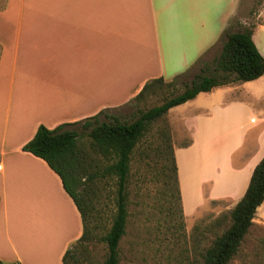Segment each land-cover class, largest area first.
Instances as JSON below:
<instances>
[{
    "label": "crops",
    "instance_id": "obj_1",
    "mask_svg": "<svg viewBox=\"0 0 264 264\" xmlns=\"http://www.w3.org/2000/svg\"><path fill=\"white\" fill-rule=\"evenodd\" d=\"M241 3L231 0L230 11H218L211 0H0L1 261L64 264L67 248L83 233L60 176L23 150L38 127L78 125L128 105L155 78L188 77L219 45L222 50ZM263 79L216 87L169 110L193 108L180 118L187 140L174 143L189 232L211 237L224 230L229 221L215 227V220L241 200L264 157V128L248 140L251 123L264 120L256 109L257 102L263 106L257 89ZM209 94L219 102L209 105ZM249 113L262 117L246 124ZM194 152L217 163L200 178L188 207L180 163L182 154ZM201 209L217 216H197L189 225L188 213ZM257 226L264 228V202L246 237Z\"/></svg>",
    "mask_w": 264,
    "mask_h": 264
},
{
    "label": "trees",
    "instance_id": "obj_2",
    "mask_svg": "<svg viewBox=\"0 0 264 264\" xmlns=\"http://www.w3.org/2000/svg\"><path fill=\"white\" fill-rule=\"evenodd\" d=\"M223 40L219 56L212 64L202 62L200 72L194 74L189 83L185 82L183 91L165 99L160 105L145 111L139 110L131 121L103 110L79 123L86 131L82 133L68 128L75 125L73 123H64L53 129L41 124L34 137L23 146V150L44 159L60 176L65 190L82 216L83 233L67 248L63 256L64 264H96L91 258L90 246L98 241L104 242L107 247L102 264H120V244L127 232L129 216L128 183L131 168L138 151L151 157L150 149H141V143L154 122L168 114L171 108L195 98L201 92H209L237 81L255 80L264 75V56L253 40L252 30H232L228 27L223 33ZM185 76L184 73L167 83L173 85L175 80ZM162 83H165L163 77L147 82L133 99L141 98L149 89ZM101 116L108 119L102 120ZM164 135L167 144L157 148L160 152L168 148L170 152V164L160 174L165 180L163 194L167 197L163 198L166 202L172 197L174 208L169 206L168 210L177 213L172 227L182 236L186 225L178 165L171 137ZM87 143L90 150L85 145ZM147 165H150L149 162ZM109 179L115 180L116 192L115 209L108 227L103 221L102 211L92 203L90 194L95 192L99 183ZM263 202L264 157L256 165L241 200L232 210L215 220V227L227 221L229 224L224 230L217 231L211 244L201 254L204 259L202 264H229L240 255L257 208ZM192 235L197 242L203 238L201 234ZM192 251H199L197 245L193 246ZM253 255L254 264H264V236L259 239ZM0 264L5 263L0 260Z\"/></svg>",
    "mask_w": 264,
    "mask_h": 264
},
{
    "label": "rangeland",
    "instance_id": "obj_3",
    "mask_svg": "<svg viewBox=\"0 0 264 264\" xmlns=\"http://www.w3.org/2000/svg\"><path fill=\"white\" fill-rule=\"evenodd\" d=\"M230 3L231 0H211L212 9L218 11H221L222 8L230 11ZM237 5L238 2L236 3ZM230 23L232 30H252L253 40L264 56V28L258 26V24H264V0H242L238 14ZM220 50L219 45L216 50L208 55L205 62L212 64L219 56ZM199 72L200 68L198 66L190 73L191 75L175 80L173 85H169L167 83L169 81L165 80V83L158 84L149 89L141 98L137 100L133 99L128 105L109 110L107 113L110 115H118L123 120L131 121L136 117L139 110L145 111L153 106L162 104L165 99L179 94L184 90L185 82L189 83L193 75ZM262 82H264V79L263 81H259L260 84ZM257 89L260 93L264 92V86ZM208 97L210 98L208 100L209 105L219 102L216 94H209ZM225 99L230 100L227 97ZM263 106L260 107V103H256V109L261 113L264 112ZM187 108H191V110L182 108L174 109L153 123L150 131L141 143V149H150V158L146 154H139V151L135 154L128 183L129 216L127 232L120 244V264H202L204 259L201 254L215 237V235L211 237L204 236L202 240L197 242L192 235L194 234L193 231L189 232L187 227L184 229V234L182 236L179 235L178 231L172 227V223L176 222L177 213L168 210L169 206L174 208V201L172 197L166 202L163 198L165 180L160 174L170 164V152L167 151L168 148L164 152L157 151V148L160 146L164 147L167 144L164 141L166 139L164 134L170 135L173 145L176 142L179 143L187 140L188 135H182L184 132L180 124V118H183V115L193 112L192 107L187 106ZM259 115L262 117L260 113H249L244 114L243 118L247 121V124L252 121V118H258ZM101 119L105 120L108 118L101 116ZM68 128L75 129L80 133L86 132L80 124L72 125ZM263 128L264 120L260 126L259 123H251L250 137L248 140H253L254 136L260 134ZM85 145L90 150L89 144L87 143ZM250 149H248L249 152L251 151ZM205 150L206 148L201 150V152ZM201 152L189 153L190 155L182 154L181 156L180 164L183 172V182L186 186V195L187 187L190 191L189 202H187L188 207L190 201L192 203L195 202L194 188L198 187L200 178L203 177V174L207 175L213 172V163H217L214 156L208 160L206 158L201 159ZM91 153L95 155L94 152ZM147 162L150 165H147ZM115 192L116 182L115 180L109 179L108 181L99 183L95 188V192L90 194L92 203L102 211L103 221L108 227L111 224L115 209ZM197 216L214 219L217 215L216 211L201 209L199 212L197 211L192 214L189 212L186 221L191 225ZM167 221L168 223H166ZM262 236H264L263 227L257 226L253 228L245 239L242 252L230 264H251L252 260L255 259L253 255L255 246ZM195 245L199 249L197 253L192 251ZM90 250L91 258L95 263L102 264L107 255L106 244L99 241L95 242L90 246Z\"/></svg>",
    "mask_w": 264,
    "mask_h": 264
}]
</instances>
